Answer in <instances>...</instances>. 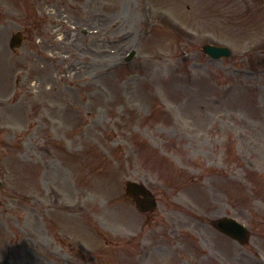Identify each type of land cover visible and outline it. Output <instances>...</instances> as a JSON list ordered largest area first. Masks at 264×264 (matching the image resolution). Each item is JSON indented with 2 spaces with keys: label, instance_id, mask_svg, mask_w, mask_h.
Here are the masks:
<instances>
[{
  "label": "rangeland",
  "instance_id": "1",
  "mask_svg": "<svg viewBox=\"0 0 264 264\" xmlns=\"http://www.w3.org/2000/svg\"><path fill=\"white\" fill-rule=\"evenodd\" d=\"M6 2L0 264H264V0Z\"/></svg>",
  "mask_w": 264,
  "mask_h": 264
},
{
  "label": "water",
  "instance_id": "2",
  "mask_svg": "<svg viewBox=\"0 0 264 264\" xmlns=\"http://www.w3.org/2000/svg\"><path fill=\"white\" fill-rule=\"evenodd\" d=\"M19 38L20 34L16 36V39ZM203 47L205 52H208L213 56L230 54V51L227 48H217L212 47L210 45H205ZM126 190L128 195H132L135 197L134 199H136L137 201L138 209H140L141 211L154 210V198H152L150 192H148V190L144 188L143 185L129 181L127 183ZM140 195H143L144 199H142ZM215 224L219 230H221L223 233L230 236L231 238L238 240L242 244H245L247 242L249 236L248 231L233 219H220L216 221Z\"/></svg>",
  "mask_w": 264,
  "mask_h": 264
},
{
  "label": "flooded vegetation",
  "instance_id": "3",
  "mask_svg": "<svg viewBox=\"0 0 264 264\" xmlns=\"http://www.w3.org/2000/svg\"><path fill=\"white\" fill-rule=\"evenodd\" d=\"M21 1H23V0H21ZM4 3H6V0H0V12H3V13H4V9H3ZM1 17H2V15L0 13V19H1ZM23 27L25 29H29V27L27 25H24Z\"/></svg>",
  "mask_w": 264,
  "mask_h": 264
},
{
  "label": "bare ground",
  "instance_id": "4",
  "mask_svg": "<svg viewBox=\"0 0 264 264\" xmlns=\"http://www.w3.org/2000/svg\"><path fill=\"white\" fill-rule=\"evenodd\" d=\"M199 191H201L202 192V190H199ZM198 198H200V195H199V193H197V195H196ZM201 199V198H200ZM204 199H202V201H203ZM205 201V200H204Z\"/></svg>",
  "mask_w": 264,
  "mask_h": 264
}]
</instances>
